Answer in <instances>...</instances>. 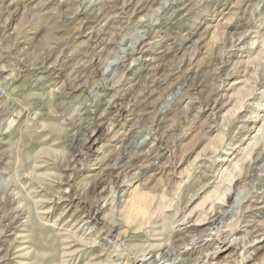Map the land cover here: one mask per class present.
<instances>
[{"label": "rangeland", "instance_id": "rangeland-1", "mask_svg": "<svg viewBox=\"0 0 264 264\" xmlns=\"http://www.w3.org/2000/svg\"><path fill=\"white\" fill-rule=\"evenodd\" d=\"M0 264H264V0H0Z\"/></svg>", "mask_w": 264, "mask_h": 264}, {"label": "bare ground", "instance_id": "bare-ground-1", "mask_svg": "<svg viewBox=\"0 0 264 264\" xmlns=\"http://www.w3.org/2000/svg\"><path fill=\"white\" fill-rule=\"evenodd\" d=\"M215 221H216V217H215V214H213V215L210 216L208 224L209 225L214 224Z\"/></svg>", "mask_w": 264, "mask_h": 264}]
</instances>
